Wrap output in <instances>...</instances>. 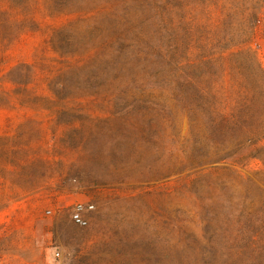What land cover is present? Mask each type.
I'll list each match as a JSON object with an SVG mask.
<instances>
[{"label": "rangeland", "instance_id": "374dc122", "mask_svg": "<svg viewBox=\"0 0 264 264\" xmlns=\"http://www.w3.org/2000/svg\"><path fill=\"white\" fill-rule=\"evenodd\" d=\"M150 14L0 0V264L264 262V20L164 59Z\"/></svg>", "mask_w": 264, "mask_h": 264}, {"label": "trees", "instance_id": "16d2710c", "mask_svg": "<svg viewBox=\"0 0 264 264\" xmlns=\"http://www.w3.org/2000/svg\"><path fill=\"white\" fill-rule=\"evenodd\" d=\"M148 20L153 28L154 47L167 59L181 49L198 46L215 54L218 51L249 48L256 40L264 20V0H145ZM148 44L152 42L148 41ZM162 46V48H161ZM190 64H192L190 62ZM257 241L264 239V217ZM258 243V242H257ZM243 251H246L243 249ZM219 264H236L228 258ZM248 264V263H246ZM257 264H264L257 261Z\"/></svg>", "mask_w": 264, "mask_h": 264}, {"label": "built area", "instance_id": "2783aa9c", "mask_svg": "<svg viewBox=\"0 0 264 264\" xmlns=\"http://www.w3.org/2000/svg\"><path fill=\"white\" fill-rule=\"evenodd\" d=\"M95 209L94 205L88 203H77L72 210V219L74 223L81 227H87L90 223L88 214ZM60 256V254H57Z\"/></svg>", "mask_w": 264, "mask_h": 264}]
</instances>
